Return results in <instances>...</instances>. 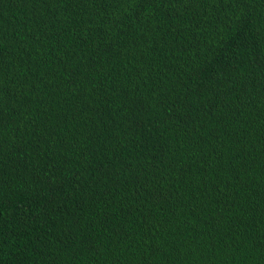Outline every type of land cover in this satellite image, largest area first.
Listing matches in <instances>:
<instances>
[{
	"label": "trees",
	"instance_id": "1",
	"mask_svg": "<svg viewBox=\"0 0 264 264\" xmlns=\"http://www.w3.org/2000/svg\"><path fill=\"white\" fill-rule=\"evenodd\" d=\"M0 264H264V0H0Z\"/></svg>",
	"mask_w": 264,
	"mask_h": 264
}]
</instances>
